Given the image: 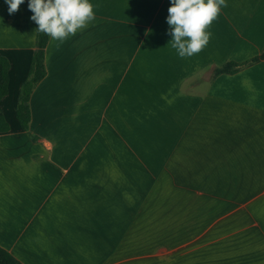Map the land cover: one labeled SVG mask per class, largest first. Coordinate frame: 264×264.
Returning <instances> with one entry per match:
<instances>
[{"label": "crops", "instance_id": "1", "mask_svg": "<svg viewBox=\"0 0 264 264\" xmlns=\"http://www.w3.org/2000/svg\"><path fill=\"white\" fill-rule=\"evenodd\" d=\"M27 3L0 0V247L21 264H264V60L213 74L264 53V0H225L191 57L170 0H90L93 21L48 36L22 131Z\"/></svg>", "mask_w": 264, "mask_h": 264}, {"label": "clouds", "instance_id": "2", "mask_svg": "<svg viewBox=\"0 0 264 264\" xmlns=\"http://www.w3.org/2000/svg\"><path fill=\"white\" fill-rule=\"evenodd\" d=\"M8 12L13 13L24 0H5ZM225 0H170L166 22L170 26L172 47L180 57H191L209 41L206 31L216 19ZM30 20L36 30L63 41L95 19L90 0H28Z\"/></svg>", "mask_w": 264, "mask_h": 264}, {"label": "trees", "instance_id": "3", "mask_svg": "<svg viewBox=\"0 0 264 264\" xmlns=\"http://www.w3.org/2000/svg\"><path fill=\"white\" fill-rule=\"evenodd\" d=\"M48 41V35L37 30L35 50L32 55L29 71L25 81L22 84L20 95L17 102L15 117L22 131H28L30 123V108L29 101L32 91L36 85L44 78L46 71L44 67V49ZM259 60H264V53L259 58L255 57L241 64L235 62H227L214 70V76L217 75H234L240 69L257 63ZM0 100L8 91V61L0 57ZM9 130L7 123L0 114V133H6ZM0 264H21L10 253L0 247Z\"/></svg>", "mask_w": 264, "mask_h": 264}]
</instances>
